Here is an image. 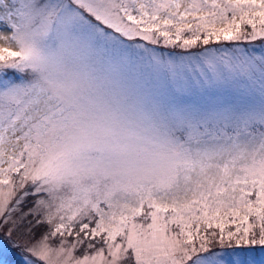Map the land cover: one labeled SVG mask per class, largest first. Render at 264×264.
Wrapping results in <instances>:
<instances>
[{
  "label": "snow or ice",
  "instance_id": "snow-or-ice-1",
  "mask_svg": "<svg viewBox=\"0 0 264 264\" xmlns=\"http://www.w3.org/2000/svg\"><path fill=\"white\" fill-rule=\"evenodd\" d=\"M256 41L264 0H0V228L29 264L264 246Z\"/></svg>",
  "mask_w": 264,
  "mask_h": 264
},
{
  "label": "rangeland",
  "instance_id": "rangeland-1",
  "mask_svg": "<svg viewBox=\"0 0 264 264\" xmlns=\"http://www.w3.org/2000/svg\"><path fill=\"white\" fill-rule=\"evenodd\" d=\"M255 45L257 53L264 51L260 41H256ZM31 240L32 237L23 230L9 236L7 228H0V264H29L31 257L27 247ZM216 245L220 244L217 242L211 244V251L222 253L223 264H237V261L239 264H264V247H236L234 243L231 246L225 243L222 249H213Z\"/></svg>",
  "mask_w": 264,
  "mask_h": 264
},
{
  "label": "trees",
  "instance_id": "trees-1",
  "mask_svg": "<svg viewBox=\"0 0 264 264\" xmlns=\"http://www.w3.org/2000/svg\"><path fill=\"white\" fill-rule=\"evenodd\" d=\"M257 246H259V245H257ZM257 246H256V247H257ZM223 247H224V246L216 245L215 247H213V249H217V250L219 249V250H220V249H222ZM225 247H228V246H225ZM244 247H246V246H244ZM261 247H264V246H261Z\"/></svg>",
  "mask_w": 264,
  "mask_h": 264
}]
</instances>
